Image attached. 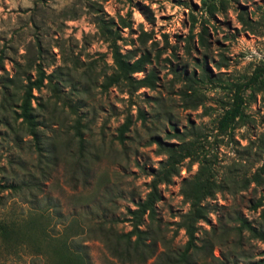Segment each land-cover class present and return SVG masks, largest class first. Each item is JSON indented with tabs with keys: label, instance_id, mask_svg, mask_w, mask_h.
Masks as SVG:
<instances>
[{
	"label": "rangeland",
	"instance_id": "1",
	"mask_svg": "<svg viewBox=\"0 0 264 264\" xmlns=\"http://www.w3.org/2000/svg\"><path fill=\"white\" fill-rule=\"evenodd\" d=\"M200 1L0 0V185L15 188L0 190V223L27 219L33 209L48 206L54 230L61 221L74 219L83 229L87 219L112 218L117 222L105 226L126 233L127 210L144 199L164 159L154 140L173 143L174 134L196 132L198 150L211 158L219 188L207 200L206 220L197 224L192 264H264V244L239 231L236 222L240 217L264 228L262 207L253 209L264 202L261 95L245 91V122L226 135L215 129L230 102L228 86L243 83L257 67L264 69V0H221L212 16ZM96 19L116 32L122 53L148 55L144 73L134 76L152 72L153 88H103L114 67ZM201 27L204 48L196 45ZM201 66L207 79L201 78ZM39 71L51 76V83L44 80L31 91L39 139L52 154L47 164L13 114ZM191 74L198 79L194 109L180 95L188 91L184 78ZM126 118L130 126L119 139ZM75 121L81 125L83 159L76 157ZM188 163L159 186L160 238L153 256L121 262L88 235L84 244L91 264H171V255L181 252L186 240L177 223L187 210L181 182L197 168L191 163L187 169ZM255 174L257 183L251 179ZM30 251L26 246L5 249L0 241V264H43Z\"/></svg>",
	"mask_w": 264,
	"mask_h": 264
},
{
	"label": "trees",
	"instance_id": "2",
	"mask_svg": "<svg viewBox=\"0 0 264 264\" xmlns=\"http://www.w3.org/2000/svg\"><path fill=\"white\" fill-rule=\"evenodd\" d=\"M221 0H201L202 9L212 16L216 12V5L221 6ZM96 26L102 37L108 43L111 52V59L114 71L103 81V88L115 86L123 88L127 91H134L140 88H153L155 77L152 72H148L141 78H135V74L144 73L145 66L150 63L147 54H142L135 58L133 55L122 53L116 45V32H112L110 27L103 20L96 19ZM126 28L125 24L120 25ZM204 27H201L200 33L197 35V47L204 48L206 40L204 39ZM201 78L207 79L204 69L201 66ZM50 75H44L39 71L37 78L27 82L24 87L22 96L18 105L13 110L16 119L20 120L24 131L29 135L33 142V147L39 160H43L45 164L52 159L49 150H44L43 143L40 142L37 122L35 120L32 101V90H39L44 80L50 81ZM184 81L189 87L188 91L180 92L183 100L188 101L192 109L199 104L194 102L196 99L194 84L198 79H193V75L185 76ZM231 93L228 108H226L216 121L215 129L219 135L228 134L237 123H244L245 120V98L243 94L249 91L248 96L260 94V100L264 102V69L257 67L252 74L243 83H232L228 86ZM55 92V86L52 85ZM138 117L143 120L141 114ZM130 120L125 119L120 126L118 137L123 138V134L128 130ZM80 123L75 121L73 134L77 143V158L83 159V143L80 131ZM174 129L172 128V131ZM196 132L192 134H174L176 142L162 143L155 139L159 153L164 155V159L159 162L157 169L151 175L148 184V191L142 201L135 205L133 210H127L128 222L130 229L126 233H116L111 226H105L106 222L114 224L117 220L109 218V220L97 223L87 219L84 228L71 219L66 222L61 221L58 225L59 230H54V225L49 226V209L46 206L43 209H33L34 213L27 219L18 221H8L0 223V241L4 244V248L14 246H26L31 249L34 258H41L43 264H91L87 255V247L84 242L88 239V235L92 238L99 239L109 253L121 262H143L153 256L155 244L160 238L159 220L156 217L155 206L160 201L159 186L168 184L173 177H176L182 167L184 161L190 164H196L197 168L193 175L182 180L180 186V194L183 201L187 204V210L179 216L178 227L183 230L185 235V243L181 252L171 255V264H192V253L197 249L196 229L199 222L206 220L209 212L208 199L218 191L219 185L215 180V172L211 158L205 153H201L198 149L199 140ZM192 137V138H191ZM191 138V139H188ZM264 144V141H263ZM252 181H259L258 175L252 176ZM15 189L0 185V190ZM48 201V200H46ZM262 207L264 212V202L258 201L254 204L253 209ZM238 230L244 231L248 238L255 239L264 244V228L254 227L244 218H236ZM85 237V238H84ZM201 246L208 250L209 244L203 241ZM247 264H262L261 261L249 262Z\"/></svg>",
	"mask_w": 264,
	"mask_h": 264
}]
</instances>
